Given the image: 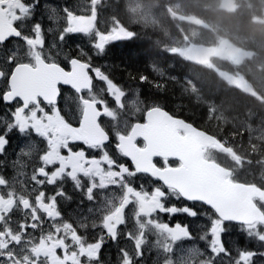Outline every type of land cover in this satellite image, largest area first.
<instances>
[{"label": "snow or ice", "instance_id": "1", "mask_svg": "<svg viewBox=\"0 0 264 264\" xmlns=\"http://www.w3.org/2000/svg\"><path fill=\"white\" fill-rule=\"evenodd\" d=\"M89 3L83 15L68 3L0 0V264H106V246L115 264H148L153 250L155 264H264V179H241L252 161L156 104L137 106L95 67L93 50L135 33L118 20L100 31V0ZM70 44L77 50L66 52ZM64 86L75 102L68 112ZM72 201L75 218L61 206ZM178 213L194 219L166 222ZM230 225L259 248L233 250Z\"/></svg>", "mask_w": 264, "mask_h": 264}, {"label": "trees", "instance_id": "2", "mask_svg": "<svg viewBox=\"0 0 264 264\" xmlns=\"http://www.w3.org/2000/svg\"><path fill=\"white\" fill-rule=\"evenodd\" d=\"M233 1L235 10L232 13L218 10L213 1L204 0H196L195 5L189 4L185 10L188 14L199 17L210 28L215 26L228 28L233 34L223 35L216 32L211 36L227 39L236 48L251 54L246 64L232 69L234 74H239L246 80L255 96L240 91L238 94L234 90L226 89L220 82L217 85L214 82H218L215 73L204 67L192 66L176 55L166 54V47H170L171 42L166 24L163 26L162 34L158 35L153 30L146 29L143 35L137 38L143 39L142 42L133 41L131 45L125 47L111 48L104 58H101V62L103 61L107 75L109 67H116L130 83H137L140 75L148 77L144 86L142 85L143 96L140 99L143 107L156 104L174 117L191 123L197 129L212 133V136L222 139L226 136L225 141L229 142V146L252 161L251 164L245 165L241 179L261 183L264 179V165L256 161L264 160V61H261L264 55V24L254 23L252 17L260 18L263 3L261 0ZM187 2L191 3V0ZM168 5L169 1L163 0V8L160 6L158 8L167 13ZM171 36L175 37V34ZM152 42L159 44L154 47ZM159 45H162V50ZM66 50L73 51L72 47ZM192 82L194 90L188 89V84ZM213 102L215 103L213 106L220 114L218 117L226 123V130L222 133L214 129L216 124L213 120L212 125L208 122L207 104ZM137 182H145L148 187L152 184V180L145 177H141ZM170 203L177 207L185 204L175 199L170 200ZM161 218L164 219L163 214ZM193 219L178 213L166 222L188 224ZM204 219L201 216L196 218V223L191 224L194 233H199L204 226ZM224 240L233 250L237 247L247 248L245 245L248 241L254 242L234 225L229 226ZM252 245L251 243V248Z\"/></svg>", "mask_w": 264, "mask_h": 264}, {"label": "flooded vegetation", "instance_id": "3", "mask_svg": "<svg viewBox=\"0 0 264 264\" xmlns=\"http://www.w3.org/2000/svg\"><path fill=\"white\" fill-rule=\"evenodd\" d=\"M131 1L132 0H100V3L97 5L98 15H97L96 27L100 31H109L114 26V23L118 20L128 30L135 33V35L130 39H123V40L114 41V42L109 43L108 45H106L105 52H103V53H97L95 51V53H94V59L96 61L95 66L99 67L102 71H103V61L101 62V58L102 57L104 58L106 52L109 51L111 48L125 47L128 44L131 45V43L133 41H140L141 40V42H142L143 39L137 40V38L141 37L143 35V33L145 32L144 30H146V29L153 30L155 34L159 35V34L163 33V26L165 24H166V27H168V30L170 29L169 26L173 24V21L170 19V16L167 13L162 12L163 9H160L158 7H155L154 14L151 13V17L153 16V19H151V24L148 23L145 15L141 16V18H138L139 16H136L137 14H133L130 11ZM138 1H143V0H137V2ZM155 1L160 2L161 0H155ZM173 1L178 6L184 5L185 8L189 4H193V5L196 4V0H191V3L187 2V0H173ZM204 1L205 2L206 1H208V2L209 1H216L220 5V0H204ZM252 2L254 3V1H252ZM256 2H257V0H256ZM49 3H55V4L68 3L72 6V8L78 14H83V15H87L88 13L86 12V10H89V8H90L89 0H49ZM225 13H231V12L225 11ZM180 14H182V13H180ZM165 18L168 20V22L164 21ZM252 19H253L254 23L264 24V22H263L264 16L262 13H261L260 18H258V16H253ZM46 23H47V21H46ZM219 32L221 34H224V35L233 34V32L231 30H229L228 28L220 27V26H219ZM49 39H51V37H49ZM73 39H74L75 44H79L81 47H90V44H89L87 37L77 36V37H74ZM124 43H126V44L123 45ZM152 44H154V47H157L156 45H158L159 43L158 42H152ZM159 46L162 50V45H159ZM69 47L75 48V46L72 44H70ZM168 53H169V51L166 52V54H168ZM119 74H120V71H118L116 67H112V68L109 67L108 75L111 76L110 77L111 79H113L116 83H118L121 87H123L126 90V92L129 93V95L135 94V98H141L143 96L142 85L144 86V83L147 81L146 80L144 83L140 82V77L143 75H140L137 83H130L126 80V78H124L123 75H121V74L119 75ZM216 79L218 80L219 78L216 77ZM171 81H172V79H171ZM214 82H215V84L219 85V81L218 82L214 81ZM222 82L224 83L222 86H224L226 89L234 90L239 94V88L232 86V85L228 84L227 82H224L223 80H222ZM95 83H96V81H95ZM192 85L194 86V82H192ZM69 92L70 91L65 88L64 99L61 101V107L64 108L65 112H68L69 109L70 110L74 109L75 103L72 105L71 108L65 107V104L68 105V96H69L68 93ZM126 98L129 99L128 96L125 97V100H126ZM208 104L212 105L211 109L207 106L208 113L210 114L208 116V121H209L210 125H212V120H213L216 124V125H214V129H217L220 133H222L223 131L226 130V128H225L226 123L224 120H220V118L218 117L220 114L217 111V108H215L213 106V105H215V103L213 102V103H208ZM213 108L216 110V112L211 113ZM128 110H131V108H129ZM111 122L112 121L110 119H108L107 123L111 124ZM216 137H218V136H216ZM225 137H224V139H222V138H220V139L225 141ZM216 155L218 157H221V158L223 157V154H221V153H217ZM8 171H11V169H8ZM74 203L76 204L75 201L71 202V204H74ZM66 208H68V207H66ZM76 214H77V207H75L74 210L72 209L70 214L68 212L65 215L66 216L71 215L73 217H76ZM103 255H104V259L106 261V264H115V261H116V248H115V246H106ZM147 259H148V264H151V261L155 260L154 254L150 253L148 255Z\"/></svg>", "mask_w": 264, "mask_h": 264}, {"label": "rangeland", "instance_id": "4", "mask_svg": "<svg viewBox=\"0 0 264 264\" xmlns=\"http://www.w3.org/2000/svg\"><path fill=\"white\" fill-rule=\"evenodd\" d=\"M220 7L225 9V10H231V9H233V3H232L231 0H220ZM142 8H144V7L142 6ZM142 8L139 7V6H136V5H132L130 7V10H133L137 14L136 16H139L138 18H141V16L144 15V10L142 11ZM86 12L88 14H90L89 10H86ZM174 17H175V21L176 20L177 21L174 22L173 25H175L176 27L180 26L181 28L185 27L187 32L192 33L194 37H196V35H198V34H196V30L193 27V25H199V27H200L201 25L198 22H196L192 18L182 17L180 15L177 18L176 14H174ZM263 22H264V19H263ZM181 28L177 27V31H178L179 35L181 37L182 36H186L184 34V31H182ZM205 39H207V37L203 38L202 41L205 40ZM207 42H209V43H211L213 45V46H210L208 48L210 49L211 56H212V58L215 61L227 60L231 64L237 65V64L241 63L245 58L249 57L248 54L240 52L239 50H237L236 48L232 47L227 42H223V41L214 42L211 39H208ZM190 43H194V40L191 39L190 42H188V40L186 38L185 39L177 38L175 41H173V44H174L173 47L175 49L173 51H175V52H177L178 54L181 55L186 49L189 48L187 46H189ZM175 45L177 47H175ZM93 52H95V50H93ZM226 75H223V76L225 77V80L228 82V84L239 88V90H241L244 93H252V91L249 88V86L247 85V83L241 77H238V76L233 77V76H226ZM95 84H96L98 89H99V87L102 86L101 82H99V81H96ZM211 93L212 92H210V94ZM113 122L115 123V121H113ZM120 126L123 127V120L121 118H120ZM256 242H258V241H256ZM185 243L188 244V245H191L193 242L192 243L191 242H185ZM195 243H196L197 247H201V248L204 247V242L203 241H200V242L197 241ZM152 253L154 254V256H156L155 250H153ZM151 264H155V260L151 261Z\"/></svg>", "mask_w": 264, "mask_h": 264}, {"label": "water", "instance_id": "5", "mask_svg": "<svg viewBox=\"0 0 264 264\" xmlns=\"http://www.w3.org/2000/svg\"><path fill=\"white\" fill-rule=\"evenodd\" d=\"M184 57L192 64L203 65L208 62V52L201 47L190 48L185 52Z\"/></svg>", "mask_w": 264, "mask_h": 264}, {"label": "bare ground", "instance_id": "6", "mask_svg": "<svg viewBox=\"0 0 264 264\" xmlns=\"http://www.w3.org/2000/svg\"><path fill=\"white\" fill-rule=\"evenodd\" d=\"M73 3V2H72ZM75 4V3H74ZM126 54V53H125ZM160 55V54H159ZM124 56V55H123ZM163 57V56H162ZM165 57V56H164ZM261 61H264V55H262ZM172 68V67H171ZM179 75V74H178ZM111 77V76H110ZM171 81V80H170ZM180 84V83H179ZM202 86V85H201ZM206 88V87H205ZM221 90V87H219V91ZM215 91V90H214ZM203 92V91H202ZM212 94V93H211ZM228 96V95H227ZM226 97V96H225ZM230 98V97H229ZM187 102V101H186ZM214 109V108H213ZM212 119V118H211ZM209 122V121H208ZM205 131V130H204ZM211 132V131H210ZM212 134V133H211ZM260 152V151H259Z\"/></svg>", "mask_w": 264, "mask_h": 264}]
</instances>
